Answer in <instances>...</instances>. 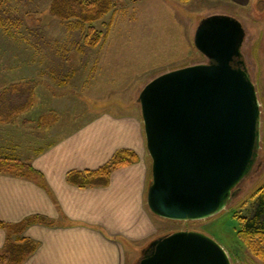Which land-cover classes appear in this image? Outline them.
Wrapping results in <instances>:
<instances>
[{
	"label": "rangeland",
	"instance_id": "obj_1",
	"mask_svg": "<svg viewBox=\"0 0 264 264\" xmlns=\"http://www.w3.org/2000/svg\"><path fill=\"white\" fill-rule=\"evenodd\" d=\"M51 1L0 0L6 16L0 25V91L12 83H30L35 91L29 109L10 120L0 117V152L28 160L34 169L45 149L99 116L141 115L138 96L154 77L206 62L194 44L202 17L227 14L240 20L246 30L242 51L261 110L256 165L221 212L186 221L156 215L155 237L198 230L218 241L232 264H264V241L258 236L246 241L241 232L264 192V0H115L114 11L94 22L89 39L73 20L52 15ZM147 160L150 182L149 154Z\"/></svg>",
	"mask_w": 264,
	"mask_h": 264
},
{
	"label": "water",
	"instance_id": "obj_2",
	"mask_svg": "<svg viewBox=\"0 0 264 264\" xmlns=\"http://www.w3.org/2000/svg\"><path fill=\"white\" fill-rule=\"evenodd\" d=\"M245 36L234 16L202 17L194 44L207 61L159 74L138 96L151 158L146 203L158 216L186 221L221 212L256 165L261 110ZM134 264L232 263L214 238L181 229L151 239Z\"/></svg>",
	"mask_w": 264,
	"mask_h": 264
},
{
	"label": "crops",
	"instance_id": "obj_3",
	"mask_svg": "<svg viewBox=\"0 0 264 264\" xmlns=\"http://www.w3.org/2000/svg\"><path fill=\"white\" fill-rule=\"evenodd\" d=\"M138 159L115 168L103 185L68 181L72 170L92 171L119 149ZM148 151L141 115L107 113L83 130L50 145L33 165L38 179L0 173V219L17 223L34 215L22 236L36 250L20 264H132L155 238V216L146 203ZM7 231L0 228V250Z\"/></svg>",
	"mask_w": 264,
	"mask_h": 264
},
{
	"label": "trees",
	"instance_id": "obj_4",
	"mask_svg": "<svg viewBox=\"0 0 264 264\" xmlns=\"http://www.w3.org/2000/svg\"><path fill=\"white\" fill-rule=\"evenodd\" d=\"M115 0H52L50 12L60 19L73 20V26L85 33V39L95 35L94 22L101 19L105 14L113 12ZM6 16L0 13V25L4 23ZM110 23H107L106 37ZM97 36L93 42L98 41ZM35 91L30 83H12L0 91V117L8 120L14 115L29 109L33 103ZM138 159L136 152L130 149L117 150L111 159L95 171L72 170L68 172V181L80 186L105 185L108 183L110 173L117 167L134 162ZM0 173L19 177L38 179L40 172L33 168L28 160L14 156L3 155L0 152ZM35 174V175H34ZM50 223L40 215H34L17 223H9L0 219V228L7 231L6 239L0 250L2 264H20L36 250V243L22 236L26 226L31 222ZM242 236L249 241L258 236L264 241V192L260 195L253 215L248 219L241 230ZM264 258V254L261 255Z\"/></svg>",
	"mask_w": 264,
	"mask_h": 264
}]
</instances>
